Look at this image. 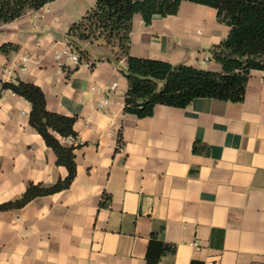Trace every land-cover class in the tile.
Instances as JSON below:
<instances>
[{
  "label": "crops",
  "instance_id": "crops-1",
  "mask_svg": "<svg viewBox=\"0 0 264 264\" xmlns=\"http://www.w3.org/2000/svg\"><path fill=\"white\" fill-rule=\"evenodd\" d=\"M96 2L54 0L0 26V86L39 85L47 109L76 117L77 132L76 142L53 132L76 146L70 187L0 210V264H264V71H252L241 102L125 112V58L91 41L79 64L56 58ZM229 29L215 8L183 1L149 25L137 13L130 51L222 71L211 49ZM31 109L1 92L0 204L68 175Z\"/></svg>",
  "mask_w": 264,
  "mask_h": 264
},
{
  "label": "trees",
  "instance_id": "trees-1",
  "mask_svg": "<svg viewBox=\"0 0 264 264\" xmlns=\"http://www.w3.org/2000/svg\"><path fill=\"white\" fill-rule=\"evenodd\" d=\"M51 1L54 0H0V26L39 10ZM183 1L215 8L218 20L229 26L227 36L211 49L214 59L222 65V71L131 54L134 16L141 14L149 25L155 15L177 14ZM67 41L81 58L85 51L81 49L82 42L91 41L110 48L116 60H127L124 111L138 117L151 116L157 104L186 107L198 97L241 102L252 71H264V0H97L79 21L71 25ZM6 47L7 44H3L1 48L6 50ZM6 89L31 103V125L54 149L57 163L66 166L68 175L49 187L31 184L20 200L0 204V210L22 206L38 195L68 188L77 173L76 146L62 144L53 133L57 132L63 138L76 136V117L49 111L45 92L37 84L18 79L3 82L0 94Z\"/></svg>",
  "mask_w": 264,
  "mask_h": 264
},
{
  "label": "built area",
  "instance_id": "built-area-1",
  "mask_svg": "<svg viewBox=\"0 0 264 264\" xmlns=\"http://www.w3.org/2000/svg\"><path fill=\"white\" fill-rule=\"evenodd\" d=\"M63 56L70 57L71 60L76 64L81 63L80 53L76 50V48H74L73 45H71L69 43H66L64 48H62L61 50L56 52V58L57 59H61ZM24 61H25V58H24ZM85 63L88 66L92 65V63L88 60H86ZM115 86H116V84H113L111 88L113 89ZM105 103H107V101L104 102V105H105ZM64 139L76 142V136H74V135H69V136L65 137Z\"/></svg>",
  "mask_w": 264,
  "mask_h": 264
},
{
  "label": "rangeland",
  "instance_id": "rangeland-1",
  "mask_svg": "<svg viewBox=\"0 0 264 264\" xmlns=\"http://www.w3.org/2000/svg\"><path fill=\"white\" fill-rule=\"evenodd\" d=\"M83 53H84V54H83L84 56H87V54H88L87 51H83Z\"/></svg>",
  "mask_w": 264,
  "mask_h": 264
}]
</instances>
